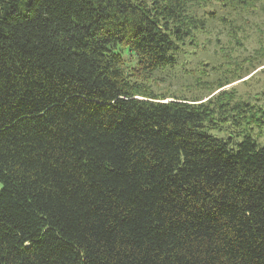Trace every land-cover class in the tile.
<instances>
[{
  "label": "trees",
  "instance_id": "obj_1",
  "mask_svg": "<svg viewBox=\"0 0 264 264\" xmlns=\"http://www.w3.org/2000/svg\"><path fill=\"white\" fill-rule=\"evenodd\" d=\"M203 2L0 0V264H264V147L129 81Z\"/></svg>",
  "mask_w": 264,
  "mask_h": 264
},
{
  "label": "rangeland",
  "instance_id": "obj_2",
  "mask_svg": "<svg viewBox=\"0 0 264 264\" xmlns=\"http://www.w3.org/2000/svg\"><path fill=\"white\" fill-rule=\"evenodd\" d=\"M201 4L212 11V18L181 46L176 64L145 73L138 67L131 75L129 63V81L140 91L139 98L209 104L219 129L213 134L247 132L264 147V2L242 7L224 0ZM220 105L225 112H219Z\"/></svg>",
  "mask_w": 264,
  "mask_h": 264
}]
</instances>
